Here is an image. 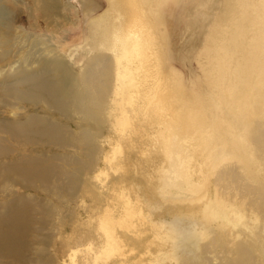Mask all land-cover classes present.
I'll use <instances>...</instances> for the list:
<instances>
[{
    "label": "rangeland",
    "instance_id": "1",
    "mask_svg": "<svg viewBox=\"0 0 264 264\" xmlns=\"http://www.w3.org/2000/svg\"><path fill=\"white\" fill-rule=\"evenodd\" d=\"M170 1L162 8L161 0H134L149 22L142 34L148 41L139 45L149 49L148 56L135 59L137 49L130 55L132 75L119 81L117 96L114 78L103 82L104 109L92 107L98 114L91 119L71 108L58 112L43 100L18 99L14 90L22 89V72L50 61H58L51 69L79 74L95 53L86 46L97 41L88 36L95 25L88 20L111 9L108 1L0 0V124L41 119L32 123L56 125L63 142L16 143L0 131L6 148L0 150V213L8 216L6 225L0 223V264H229L238 240H253L254 262L264 264V193L243 190L251 170L264 180V138L257 144L251 139L260 125L264 131V96L258 99L262 108L252 110L254 118L243 108L246 128L230 117L236 127L231 143L209 97L219 101L220 95L203 75L233 0ZM111 12L117 23L120 12ZM263 36V30L257 32L260 41ZM240 52L249 55L245 44ZM105 53L112 60V52ZM77 84L73 91L82 87ZM196 122L217 130L229 146L250 156L241 160H252L248 172H241L242 164L232 155L212 162L193 129ZM19 155L43 158L51 170L29 176L27 164L22 173L12 170ZM178 161L186 163L184 178L174 177ZM229 166L244 176L238 181L228 173L220 176ZM170 183L193 201L163 198L173 190ZM102 221L112 230L111 244ZM173 221L181 228L196 223L206 231L200 244L207 245L202 254L208 262L192 261L188 249L173 250L166 238ZM11 225L17 227L14 240H5L3 233Z\"/></svg>",
    "mask_w": 264,
    "mask_h": 264
},
{
    "label": "bare ground",
    "instance_id": "2",
    "mask_svg": "<svg viewBox=\"0 0 264 264\" xmlns=\"http://www.w3.org/2000/svg\"><path fill=\"white\" fill-rule=\"evenodd\" d=\"M107 1L108 7L110 6L111 9L103 10L99 15H94L88 20L90 23L95 24L94 28L88 31V36H95L97 41L95 43H91V41L87 42L86 46L94 50L95 53L85 60L83 70L79 74L71 76L64 73L62 68L58 66L55 69H51L49 65L55 62L58 63V61H50L48 65L42 66L39 70L22 72L20 85L23 90H19V88L14 90V93L18 95V99L28 97L35 100H43L56 108L58 112H63L71 108L83 116L92 119L95 113L98 114V112H92V107H97L100 111L104 109L103 105H101L104 96L102 87H104V83L106 84L108 82L109 78H114L116 84L113 88V94L115 96L118 95L121 88L119 81H123V78L132 75L133 70L130 69L129 63L133 62V59L130 55L137 49L135 55L137 58L135 59L146 60L148 56L149 49L147 50V47L144 48L143 46H140V49L139 45L144 44L143 40L148 41V37H143L142 34H145L149 29V22L141 13L142 7L134 3V0H126V2L124 0H117L115 3H112L111 0ZM161 1L162 8L170 6V0ZM181 1L179 0L178 4H181ZM111 11L113 13L115 11L120 12L117 23H113L114 20L111 21L113 19L109 14ZM225 11L223 35L215 44L213 54L209 57V69L204 71L203 75L208 79L206 81L210 80L212 86L220 95L219 101L215 100L211 94L209 97L213 101L215 114L224 119L227 126V140L232 143L236 127L231 122L230 117H232V120L238 122L239 127L244 129L246 128L247 122L243 119V108L248 109L251 113L250 117H253L251 116L253 108L258 105L262 108V103L258 99L260 96L261 98L264 96V36L260 41L257 37V32L261 30L264 32V0H233V4L229 7L226 6ZM241 44H245L248 47L249 55L245 56L240 52ZM106 50L112 52V60L105 53ZM122 59H126L125 64L121 62ZM0 60H2V57ZM249 60L251 61L250 64L248 63ZM112 63L113 65H111ZM53 72L55 75L54 78H51ZM78 82L82 83V87L79 89L75 88V91H73L71 88L78 85ZM34 121L38 122L42 120L29 117L24 121L20 119L9 122L2 121L0 131H3L16 143H22V141L30 143L43 142V140L63 143L60 138V130L56 125L43 121L42 125L37 126L32 123ZM258 121L260 124L261 121ZM258 121H255V123L257 124ZM188 124L187 121V129H190ZM33 126L37 128H33ZM260 128L262 129V125H260ZM260 128L257 127L254 131L251 128L253 131L251 133V139L256 144L264 138V131H261ZM193 129L199 132L200 141L208 149V155L212 162L219 158L226 161L232 155L236 162L242 164L243 162L241 160L243 158L250 157L240 153L235 147L229 146L227 144L228 142L224 140L226 138L221 139L217 130H209L207 126H203L197 122L193 124ZM3 148L4 150L6 149L0 138V150ZM6 152H9V150ZM16 158L11 164V169L22 173V165L27 164L29 168H26L24 172L28 176L51 170L46 164L48 163L47 160L43 158L25 155H19ZM251 161L248 160L246 164H240L241 167L239 169H242L240 171L246 174L249 167H251L249 165ZM185 165L186 163L184 161H178L174 172L175 178H184L186 176ZM231 166L227 168L228 171L223 169L219 175L224 176V174L228 173V176L232 177H230L231 180L238 181L244 175L242 174L240 177L238 172L234 170L236 168L234 167L235 165L233 166L234 168H230ZM253 172L255 171L251 170L250 174L246 175V178L243 177L247 181V185L243 190L248 191L250 194H263L264 180H260L258 178L259 176ZM167 187L173 190L172 192L163 194V198L173 202L193 201L190 194L176 189L174 183L168 184ZM249 210L251 213H255L254 204H251V209ZM233 213L239 214L238 211ZM6 217L8 216L4 217L0 213V223L6 225ZM239 217L241 216L239 215ZM116 223L119 224L118 221ZM169 225L166 238L172 240L174 251L179 249L187 251L188 249L190 254H187V256L192 261L198 263L199 259L202 258L203 262H208L207 256L205 257L202 254L207 245L200 244V241L204 239L203 236L206 235L205 230L199 229L196 223L189 224L190 226L183 228L179 227L178 221H173ZM100 226L106 240L111 244L113 242L111 236L112 230L108 223L102 221ZM16 229L17 227L13 225L8 226L3 233L5 240H14L13 236L16 233ZM237 237H239V234ZM251 241L253 242V240H238L236 242L233 248L236 256L230 260L229 264H257L254 262L256 254L252 252L249 246ZM199 249L201 250L200 252H198ZM9 255L11 254L9 253Z\"/></svg>",
    "mask_w": 264,
    "mask_h": 264
}]
</instances>
